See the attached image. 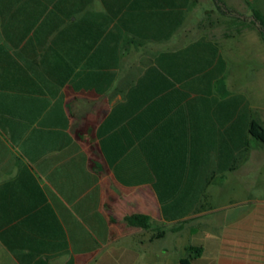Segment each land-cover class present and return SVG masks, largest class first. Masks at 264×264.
Returning <instances> with one entry per match:
<instances>
[{
    "label": "crops",
    "instance_id": "crops-1",
    "mask_svg": "<svg viewBox=\"0 0 264 264\" xmlns=\"http://www.w3.org/2000/svg\"><path fill=\"white\" fill-rule=\"evenodd\" d=\"M222 1L192 39L197 0H0V264H180L188 247L192 264H264V199L223 200L250 155L203 166L204 109L235 94L231 67H264V0ZM175 161L194 163L178 205L154 187Z\"/></svg>",
    "mask_w": 264,
    "mask_h": 264
},
{
    "label": "trees",
    "instance_id": "trees-1",
    "mask_svg": "<svg viewBox=\"0 0 264 264\" xmlns=\"http://www.w3.org/2000/svg\"><path fill=\"white\" fill-rule=\"evenodd\" d=\"M218 11H229L222 0H211ZM152 69L156 70L154 67ZM208 66H196L191 69L187 67V75H195L202 73L207 70ZM224 78L222 77V72L220 73V79L218 84L223 89L225 88ZM219 109H204V115L202 121L204 122V127L202 131V146L201 149L205 155L215 156V161L212 162L208 160L204 162L203 166L205 170H211V165H214L217 169L225 171H233L237 169L241 164L247 161L249 157V151L251 150L250 140L258 142L260 145L264 146V127L262 124L256 120L253 116L252 109L248 100L242 94H231L225 90L224 95L221 93L219 98ZM156 122L160 123H170V117L165 114H160L156 116ZM164 131V130H163ZM167 133V131H165ZM162 138H165L164 136ZM179 145L177 146V149ZM198 146V149L200 148ZM188 146V150H189ZM175 149V148H174ZM226 155H230L228 160L225 159ZM163 163H157V166H162ZM168 164V163H165ZM187 164L194 163H183V162H170L169 166L174 171L175 174L168 178H156L155 189L157 194L161 199L165 197L167 200L175 201V205H178L180 201L179 193V173L180 166H185ZM207 177L205 182H207ZM147 181V179L141 180V182ZM170 184V193L164 194L160 193V185L163 183ZM169 198V199H168ZM164 204V203H163ZM165 212L166 217V211ZM172 217L169 218H180L186 216L189 211H171ZM113 221H115L112 218ZM123 223L129 227H138L143 230L153 229L154 225L151 223L150 218L146 215L135 214L132 216H127L123 219ZM156 233L163 235V230H158L155 228ZM201 253L200 248L188 247L186 250V257L180 259V264H192L191 260Z\"/></svg>",
    "mask_w": 264,
    "mask_h": 264
},
{
    "label": "rangeland",
    "instance_id": "rangeland-1",
    "mask_svg": "<svg viewBox=\"0 0 264 264\" xmlns=\"http://www.w3.org/2000/svg\"><path fill=\"white\" fill-rule=\"evenodd\" d=\"M197 1V12L193 14V19L196 14L198 15V20H204L207 15L213 20L217 19V10L211 0ZM196 19L189 25V33L192 34V39L199 33L198 29H196ZM222 29L221 24L220 26H216L214 32L218 33ZM251 70L252 72L257 70V74H249ZM231 71L232 73L228 76L227 82L230 91L245 96L250 104L254 118L264 127V75H261V73H264V67L238 65L231 67ZM250 144L249 161L240 169L241 174H228V177L225 179V182L228 183V187H226L228 189L225 190L227 192L223 195V200L229 198H246V200L248 198L251 201L264 199V146L252 139L250 140ZM158 230L161 231L163 229L158 227ZM187 240L190 241V238H187ZM162 244L160 243L159 245Z\"/></svg>",
    "mask_w": 264,
    "mask_h": 264
}]
</instances>
